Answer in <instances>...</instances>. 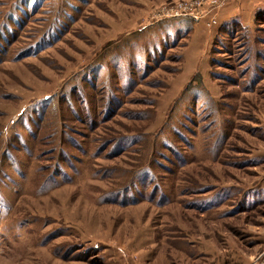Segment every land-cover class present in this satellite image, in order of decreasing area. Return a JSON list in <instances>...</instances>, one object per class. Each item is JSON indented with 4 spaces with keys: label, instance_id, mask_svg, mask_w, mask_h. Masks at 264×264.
<instances>
[{
    "label": "rangeland",
    "instance_id": "obj_1",
    "mask_svg": "<svg viewBox=\"0 0 264 264\" xmlns=\"http://www.w3.org/2000/svg\"><path fill=\"white\" fill-rule=\"evenodd\" d=\"M210 1L0 0V264H253L264 10Z\"/></svg>",
    "mask_w": 264,
    "mask_h": 264
},
{
    "label": "crops",
    "instance_id": "obj_2",
    "mask_svg": "<svg viewBox=\"0 0 264 264\" xmlns=\"http://www.w3.org/2000/svg\"><path fill=\"white\" fill-rule=\"evenodd\" d=\"M240 2L243 3L244 7L238 8L237 5L234 14L226 18V21H236L243 28L254 27L257 23L256 13L264 10V0H241Z\"/></svg>",
    "mask_w": 264,
    "mask_h": 264
},
{
    "label": "built area",
    "instance_id": "obj_3",
    "mask_svg": "<svg viewBox=\"0 0 264 264\" xmlns=\"http://www.w3.org/2000/svg\"><path fill=\"white\" fill-rule=\"evenodd\" d=\"M210 2L212 4H215L218 1L217 0H211ZM183 6L184 5L181 4L180 8H177V10L174 12L175 16H182L183 17L186 15L187 16L191 15V16H193V18L199 19L200 15L197 12V10H190V11H192V14H189V13H187V11H188L187 7L186 6L183 7ZM253 264H264V250L254 258Z\"/></svg>",
    "mask_w": 264,
    "mask_h": 264
},
{
    "label": "trees",
    "instance_id": "obj_4",
    "mask_svg": "<svg viewBox=\"0 0 264 264\" xmlns=\"http://www.w3.org/2000/svg\"><path fill=\"white\" fill-rule=\"evenodd\" d=\"M257 19H258V21H261V20H262V22H264V12L259 13V14L257 15Z\"/></svg>",
    "mask_w": 264,
    "mask_h": 264
}]
</instances>
